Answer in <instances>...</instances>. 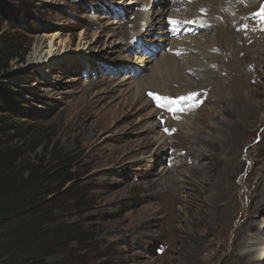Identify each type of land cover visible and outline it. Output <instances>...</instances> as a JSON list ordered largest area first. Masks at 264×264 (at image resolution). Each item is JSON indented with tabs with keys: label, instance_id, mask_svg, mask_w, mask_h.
<instances>
[{
	"label": "rangeland",
	"instance_id": "rangeland-1",
	"mask_svg": "<svg viewBox=\"0 0 264 264\" xmlns=\"http://www.w3.org/2000/svg\"><path fill=\"white\" fill-rule=\"evenodd\" d=\"M161 1L152 0L149 8L137 3L131 11L133 5L126 4L136 0H0V37L5 36L3 40L7 41L17 37L13 50L3 52L0 63V87L9 89L0 95V172L10 173L12 180L30 175L40 180L35 196L27 201L29 206H36L20 217L32 215L30 222L40 235L39 243L52 249L47 264H242L246 259L241 257L240 246L247 238L261 235L264 243V211L255 213L252 205L257 201H251L256 191L264 193V36L252 43L239 33L243 42L237 43L243 49L237 57L251 72L245 89L246 96H250L245 97L244 110L257 113L254 125L240 124L241 119L226 107L216 110L217 99L209 87L196 95L197 100L209 97L200 102L197 113L184 109L191 116L198 114L196 117L175 119L177 124H172L171 116L164 119L170 121L172 132L177 131L168 136L163 133L164 122L157 119L160 112L153 107L154 96L168 95L172 99L170 106L181 108L192 104L181 99L191 92L181 95L176 84L168 82L169 90L146 88L145 93V88L140 89L134 100L137 80L138 84L144 80L161 56L149 64V71L135 78L132 69L142 67L136 58L149 55L138 56L133 46L132 50H124L117 44L122 35L130 32L129 38L133 37L131 27L139 9L146 12L147 8L156 15ZM198 3L195 0L189 5ZM241 3L245 8L250 6L248 1ZM259 8L264 15V1ZM235 14L232 17L239 19L234 24L243 25L244 16ZM259 22L261 33L264 22ZM213 29L197 37L208 45L206 52L198 49L195 40L185 43L197 49L191 50L194 57L201 53L214 55ZM157 30L143 29V43L154 40ZM84 34L83 43L92 45L81 53L90 51L86 56L89 61L74 57H78ZM53 35L60 38L53 50L67 52L63 57L67 58L32 69L28 55L39 40L46 41L44 54L49 52ZM165 36L167 41L173 40L167 32ZM152 42L160 44L158 40ZM183 44L176 41L181 50ZM12 55L17 58L3 61ZM200 58L204 65L208 64ZM225 73L219 77L226 79ZM228 80H224L227 87ZM198 82L201 81L197 78ZM223 95L233 98L225 91ZM220 117L232 124L231 130L202 128L206 123L212 126ZM191 122L193 130L189 127ZM158 123L161 128L153 130ZM226 130L231 135L228 140ZM159 133L169 139L162 147ZM189 134L202 141L213 135L223 136L217 145L214 169L201 168L208 162L198 155L203 144L187 138ZM174 153L178 155L176 161ZM174 164L175 169H170ZM168 169L174 172L171 174ZM63 175H71L73 180L65 185ZM170 176L175 177L176 183L171 192ZM193 189L200 191L195 194ZM190 193L193 208L187 203ZM172 194L180 199H171ZM208 198L217 200L211 205ZM231 202L233 208L229 211L235 217L220 218L223 208ZM254 215L257 217L249 219ZM11 224L15 226L5 230L7 234L20 227L17 222ZM252 224L257 225L254 233L248 231ZM68 229H74L73 235H80L79 238L57 242L55 237ZM12 237L5 241L14 240ZM261 259L264 264V256ZM0 264L5 263L0 260Z\"/></svg>",
	"mask_w": 264,
	"mask_h": 264
},
{
	"label": "bare ground",
	"instance_id": "bare-ground-1",
	"mask_svg": "<svg viewBox=\"0 0 264 264\" xmlns=\"http://www.w3.org/2000/svg\"><path fill=\"white\" fill-rule=\"evenodd\" d=\"M125 1L126 0H123V3ZM136 1L137 2H134L132 4L131 3L126 4V6L128 5L130 7L131 5H133L129 8L131 11L135 10V5L137 3H140V4H142V6H146L147 8L152 6L151 5L152 0H136ZM180 1L182 3L179 5L174 4L170 0H166L165 2H161V3H163L164 10L161 8L160 11H158L156 15H153V14L151 15V13L149 11H146V12L143 11V12L137 13L138 18H137L136 22H134L132 24V27H131L132 28V30H131L132 35H134L133 37L141 36L143 33V29H147V31H149V29H151V30L152 29L153 30L159 29V30H157L158 33H160V34L164 33L165 34V32H166V18L165 17L166 16L169 17V14H171L173 9L183 7V10L186 11L188 16L194 15L196 17L200 16V14H199L200 10L207 9L208 10L207 22L212 24V26L214 27L213 33H215V36L213 37L214 38L213 39L214 44H213L211 49L215 50L216 53H214V55L212 53H209V54L201 53L197 57H194L191 54V55H185L181 58L177 57V55H179V54H176V55H170L168 53L163 54L161 56L160 60L157 62L158 64L156 65V68L152 69L148 75H145V77H144L145 79L142 80L141 82H139V84H138V80H137V84L135 86L138 87V89L136 90V92L134 94V100H136L138 98V96L140 94V89H141V91L144 90V88L145 89L146 88H153V89L155 88L157 90H160V89L169 90L168 82L172 83L173 85L176 84L177 90L181 93V95H184V93H187V92H192L194 89L202 91V90H208L209 87H212V92H211L212 96L213 95L216 96L217 104H218L216 110L226 107V109H229L233 114H235L237 116L238 119H241V121L238 120L240 124H243L247 127H248V125L249 126L254 125V123L257 121V119H256L257 113L249 110L250 114H248V111L244 110L246 108V106L244 104L245 97L249 98V96H250L249 94L246 96V90L245 89L247 87V79H248L249 75H251L250 74L251 72L248 73V71H246L247 68H244L245 66L242 65L241 59L239 57H237V54L239 53V51L240 50H241L240 52L243 51V49H240L238 44H237L239 41L243 42V40H242L243 36H240L235 31L236 25H235V28L232 26V24L235 21H238V19H239V18L238 19L233 18L234 16L232 17V14L236 13L237 15H242L245 18L249 12H252L254 10L258 11L259 7L262 4V1H264V0H243L244 2L248 1L249 5H250L248 8H245V6H243V4L241 3L242 0H218L217 3H213L212 0H198L199 3L194 4L192 6L189 5L190 3L186 0H183L184 2L182 0H180ZM147 8H146V10H147ZM129 22L130 21L127 19V24ZM241 26H242V24L239 26L237 25V27H241ZM201 31H203V29ZM128 34H130V32L127 33L125 36L122 35L119 42L117 43L119 45L120 49H124V50L125 49H131V47H132L131 41H132L133 37L129 38ZM85 35L86 34L81 36L80 45L78 46L79 52L77 51L78 57L76 58V56H74L75 59H79V58L86 59L87 54H90V51L87 54H84L85 53L84 51L89 50V48L92 45V44H89V47H87L88 45L83 43V41H85V39H86L84 37ZM132 35H130V36H132ZM50 38H51V41H50V45H49V52L44 54V50H45L44 45H45L46 41L39 40L37 42V44L35 45V47L33 48L32 52L28 55V57H27L28 66H30L32 69H42L47 64L61 63V61H63L64 59L67 58V56H66V58H63V57H65L64 55H67L66 54L67 52L65 54H61V53H63L62 49H61L62 52H60V50H53L55 47L56 41H58L60 39L59 36L53 35ZM201 39L202 38H195L192 40H195V43L198 44V46H199L198 49L206 52V48H208V45L202 44L200 42ZM152 41H154V42H152ZM152 41H150V43L151 42L152 43L157 42V40H155V39ZM168 42H170L171 45L169 44L166 47H173L175 50H178L180 52L181 51H191V50L196 51L197 50V49H193V47L191 45L187 46L185 43L183 44L184 49L181 50L180 48H178L176 46V41L174 39L171 41H168ZM157 46H159V44ZM67 48L68 47H66L65 51L67 50ZM81 52H84V53L82 54ZM83 56H85V57L83 58ZM199 57H203L204 59H206L208 61V64L204 65L203 60L201 58L199 59ZM186 59H188V60H186ZM86 61H89V59H86ZM153 62H154V60H151V58H143V57L136 58V63H139L140 65L142 64V67H136L137 69L133 68L132 74L136 78L138 74H140L142 72L149 71L151 68H149L148 66L150 63H153ZM86 64L91 65V63H89V62H86ZM212 65L214 66V68H212ZM121 67H123V69L126 68V66H121ZM187 71H190L192 73V75L187 74ZM224 72H226L225 74L228 75L226 79L219 77V75L224 73ZM221 76H223V75H221ZM229 76L231 77L230 81L228 80ZM197 78H198V80L200 79V81L202 83L198 82L200 84H197L196 83ZM127 79L130 80L131 77H129ZM224 80L229 81L228 87L226 86ZM140 83H142V85ZM226 83H228V82H226ZM148 90H150V89H148ZM146 91H147V89L145 90V93H146ZM224 91L233 94V98H232L233 100L231 99L233 103L231 102V100L228 99V97L223 95ZM45 92H47V90H45ZM165 96H168V95H165ZM150 103H152V102H150ZM153 104H154L153 105L154 109L160 112L159 116L161 119L168 118L169 116L173 117L175 115L181 119L184 118V119H190L191 120L198 115L197 114L196 116H191L185 110H183L177 114H174L175 111L169 107V104L166 107H160V103L155 102V101H153ZM247 108H249V106ZM217 114H218V112H217ZM218 115L220 116V114H218ZM258 118H259V116H258ZM222 119L223 118L220 117L218 119V121H215L214 124L210 127H209V124L206 123L202 126V128H206V130L208 128H214L215 131H218L219 129H221V127H223V129L228 128L227 130H229L232 127V124L228 123V121H225L226 118L223 119V121H222ZM169 122L170 121H166V126H164V127H166L167 132H165V131L163 132L164 134H168V136L170 134L174 133L168 127ZM193 126H194L193 123L191 126L189 125L191 130H193ZM156 127L161 128V123L154 124L153 130H155ZM220 131H222V130H220ZM223 133H225V131ZM227 133L229 134V136L227 138V140H228L231 137V135H230V131H227ZM191 135H193V134L187 135V138H190ZM158 136H159L158 141L160 144L159 147H162L164 145V143H166L167 140H169V139H167L163 134H160V133ZM220 137H223V136L213 135L209 138H204L203 139L204 141L199 139L200 137H195V136L191 137L194 139H198V142L203 144V148L201 147L199 150H197L198 155L200 157L201 156L204 157L208 162H207V164H203V166L201 168H211V169L213 168L214 162L218 158L217 145L219 143H221L222 138H220ZM196 143H197V141H196ZM222 144H223V141H222ZM234 148H236V147L234 146L232 149H234ZM232 149L230 151H228V150L227 151L230 153V152H232ZM211 150H214V151H211ZM229 153H227L226 155H229ZM173 156L175 157L174 161L178 160L177 153L176 154L174 153ZM172 164H173V162H172ZM175 167H176V164L172 165V167L170 169H172V168L175 169ZM170 169H168L166 171L171 173V171L173 169L172 170H170ZM224 172H225V170H224ZM170 177L173 178V180H172L173 185H172V182L169 181V182H171L170 185L172 186V188H170L169 192H171L175 188V184H176L175 183V177H173V176H170ZM223 177H225V176H223ZM222 180H224V178H222ZM258 181H261V179H258ZM255 190H257V189H255ZM199 191H197V189H193V192L195 194L199 193ZM256 192L257 193H253V195L251 196V201H253L254 198L256 199L257 204L252 205V207H253V211L255 213L259 214L262 211H264V193H258V191H256ZM218 194L220 195L219 191H218ZM191 196L192 195L190 193L189 200L187 203L190 207L193 208V203L190 202ZM172 198H175V201H178L180 199L179 196L177 197L175 194L171 195V199ZM216 200H217V198H214V200L208 198L207 201L209 202V204L213 205ZM230 200H232V199H230ZM250 203L252 204V202H249L248 205ZM232 206H233L232 202H231V204L225 206V208H223L224 211H222L220 213V218L224 219L225 218L224 216H226V215L228 217L226 219L234 218L235 213H230V211H229L230 208H233ZM231 214H233V215H231ZM256 217L257 216L254 215L252 218H249V219L253 220V218H256ZM256 230H257L256 224H252L251 228L249 225L248 231H250V233H254V232H256ZM240 249H241V251H243L242 252L243 254L241 255V257L246 259L245 262L242 264H261V261H262L261 256L262 257L264 256V243L262 241L261 235L259 238H253V237L249 238V239L247 238L245 241V244L240 246ZM239 264H241V263H239Z\"/></svg>",
	"mask_w": 264,
	"mask_h": 264
},
{
	"label": "trees",
	"instance_id": "trees-1",
	"mask_svg": "<svg viewBox=\"0 0 264 264\" xmlns=\"http://www.w3.org/2000/svg\"><path fill=\"white\" fill-rule=\"evenodd\" d=\"M1 34H3L2 31H0V36ZM4 37H0V63L2 62L3 52L6 50L12 51L14 47L13 41L17 38L13 36L7 41L3 40ZM16 58L15 55H12L9 58H4L3 61L6 60L8 63ZM0 89L3 90H0V95H4L9 90L1 87ZM70 176L63 175L65 185L73 180L70 179ZM56 178H58V175H56ZM39 182L40 180L36 176L30 175V177L25 179L12 180L10 173L0 172V235H6V237H0V260L5 264H47L46 258L51 256L49 254L52 249H48L45 245L39 243L40 235L34 229L32 222H30L32 215H27L24 219L20 217L30 207L36 206L33 204L29 206L27 201L35 196V188ZM14 222H17L20 227L11 234H7L5 230L15 226L11 224ZM73 231L74 229H68L67 231L65 230L66 235H63L65 232L57 235L55 237L58 238L57 242L68 237L72 240L79 238L80 235H73L75 234ZM11 236H14L12 237L14 240L5 241L6 238ZM34 246L37 248H33Z\"/></svg>",
	"mask_w": 264,
	"mask_h": 264
},
{
	"label": "clouds",
	"instance_id": "clouds-1",
	"mask_svg": "<svg viewBox=\"0 0 264 264\" xmlns=\"http://www.w3.org/2000/svg\"><path fill=\"white\" fill-rule=\"evenodd\" d=\"M165 1L166 0H162L161 2H165ZM170 1L173 2L176 5H179V4L182 3L180 0H170ZM188 1L190 3L195 2V0H188ZM161 2L159 4L158 8L159 9L162 8L164 10L163 3H161ZM143 11L144 10L139 9L137 13H140V12H143ZM146 11H148V10H146ZM184 11L185 10H183V7L177 8V9H173V11L171 12V14H169V17L168 16L165 17L166 18V26H167L166 32L169 34V38L170 39H174V40H176V41H178L180 43H187V41L197 38L199 35H201L202 33L206 32L207 30H209L210 28L213 27L211 23L207 22V16H208V10L207 9L200 10V12H199L200 16H197V17L194 16V15L187 16V15L184 14ZM257 13L262 14L261 8H259V10L256 11V12L250 13L247 16V18L245 17L244 18V21H243L244 24L241 27H237L236 26V29H235V31L238 34L239 33H243L244 34L245 40L252 41V43L255 42L256 39L259 38V36H264V34H263L264 33V30H263V32H261L262 34L259 33V30L261 29V27H260L261 26V23L259 21H261V19L256 15ZM109 14H111V12H109ZM126 14H127V12H125L124 15H126ZM136 19H137V16H136ZM175 21L176 22H181V23H186L187 24V26H186L187 29L190 26L191 27L192 26H200L201 28H199L196 31V33H190V32L187 31V29L186 30H183V31L181 30L178 33H176L173 30L172 25H171V22L174 23ZM233 24H232V26H233ZM234 25H236V24H234ZM239 25H241V23ZM202 29H203V31H201ZM157 33L158 32L153 33V38H155L156 40H158L160 42L159 46H157L158 44H150V42H147V41H146V43H143V41L141 39V36H135V37H133V39L131 41V45L133 46V50L138 54V56L149 55L148 58H151V59L154 60V59H157L158 56H162V55H160L162 53H164V54L165 53H168L170 55L179 54V55H177L178 58H181V57H183L185 55H189V54L192 53L190 51H181L180 52L178 50H175L173 47H166V45H167L166 43L168 41L165 38L166 37L165 34L164 33L163 34L158 33L160 35V36H158ZM191 75H192V73H191ZM204 91L205 90H202L200 92H191V93H193V94L194 93L195 94H201ZM190 94L187 93L185 95L186 96H189ZM161 95H162L163 98L166 97L163 94H161ZM208 98L206 100H208ZM170 100L172 101V99H170ZM191 112H192V114H194V113H197L198 110L197 111H191ZM157 119L160 120V121H162V122L164 121V119H161L160 117L157 118ZM177 119H180V118H177ZM174 120L175 119H171L172 124L173 123L174 124H177L176 122H173ZM164 126H166V124ZM164 128H166V127H164ZM161 252H163V251H161Z\"/></svg>",
	"mask_w": 264,
	"mask_h": 264
},
{
	"label": "snow or ice",
	"instance_id": "snow-or-ice-1",
	"mask_svg": "<svg viewBox=\"0 0 264 264\" xmlns=\"http://www.w3.org/2000/svg\"><path fill=\"white\" fill-rule=\"evenodd\" d=\"M256 15L261 19L262 22H264V15H260L259 13H257ZM196 95H198V94H195V93L194 94H191L187 99L194 101ZM154 99H156L158 102L160 100H162V99L165 101L164 104H161L160 105L161 107H166L168 104H171L172 103V101L169 98H167V97L162 98V97H159V96H154ZM181 99H185V98L184 97H181ZM198 103H199V101H196V104L197 105H198Z\"/></svg>",
	"mask_w": 264,
	"mask_h": 264
}]
</instances>
